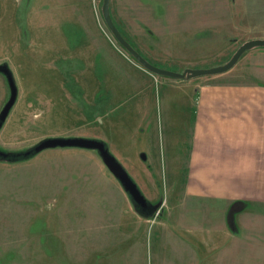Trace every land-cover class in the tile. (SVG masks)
Returning a JSON list of instances; mask_svg holds the SVG:
<instances>
[{"label": "rangeland", "instance_id": "374dc122", "mask_svg": "<svg viewBox=\"0 0 264 264\" xmlns=\"http://www.w3.org/2000/svg\"><path fill=\"white\" fill-rule=\"evenodd\" d=\"M101 5L102 0H0V65H7L16 87L0 127V264H104V259L116 264L117 235H150L147 217L141 216L150 208L134 201L97 150L54 146L19 160L6 153H29L51 138L102 141L143 196L152 185L155 205L175 201L176 155L167 134L171 123L180 126L181 114L166 110L162 76L143 68L117 42ZM256 5V0H110L109 9L142 56L180 70L223 64L243 42L264 36ZM67 48L80 51L65 54ZM116 58L150 73L153 85L128 104H110L116 85L104 76L85 95L81 90L65 96V89L74 88V72L93 60L110 72ZM108 76L116 82L115 74ZM10 96L8 75L0 71V112ZM139 98L143 102L136 105ZM103 100L96 113L95 101ZM160 210L157 206L154 218H162ZM242 260L264 264L261 257Z\"/></svg>", "mask_w": 264, "mask_h": 264}, {"label": "crops", "instance_id": "0c3cea01", "mask_svg": "<svg viewBox=\"0 0 264 264\" xmlns=\"http://www.w3.org/2000/svg\"><path fill=\"white\" fill-rule=\"evenodd\" d=\"M256 1L257 23L264 26V4ZM78 51L67 48L65 54ZM242 55L243 63L211 78L161 77L166 110L181 114L180 126L171 123L167 134L176 155L171 160L175 201L162 199L156 204L162 218H154L157 198L150 186L143 196L150 212L141 213L150 235H117L116 264H243L244 258H264V47ZM98 65L93 60L72 71L74 88L65 89V96L81 90L85 95L90 84L100 87L104 76L116 85L110 104H128L133 94L153 85L150 73L127 61L116 58L110 72ZM95 102L97 113L105 101Z\"/></svg>", "mask_w": 264, "mask_h": 264}, {"label": "water", "instance_id": "95a60500", "mask_svg": "<svg viewBox=\"0 0 264 264\" xmlns=\"http://www.w3.org/2000/svg\"><path fill=\"white\" fill-rule=\"evenodd\" d=\"M110 0H102L101 5V13L103 19L109 28L110 32L117 40V42L147 71L151 72L152 74L170 77L175 79H191L195 77L205 76V75H217L224 73L230 70L241 57V55L255 47H264V38H254L249 39L243 42L233 53L229 60L225 63L207 67V68H186L181 72L162 68L156 66L149 62L144 56H142L120 33L116 25L114 24L112 17L110 15L109 9ZM8 83L11 89V96L8 100L7 104L3 108L4 117H6L8 111L10 110L12 104L15 101L16 96V87L14 81L12 80L11 76H8ZM54 146H75L81 148H88L97 150L103 163L108 168V170L116 176V178L121 182L123 187L126 191L131 195L136 203H140L145 205V200L143 195L141 194L140 190L125 171L123 166L112 156L105 148L104 144L100 141L94 139H87V138H51L45 139L39 142L34 149L36 151H40L42 149Z\"/></svg>", "mask_w": 264, "mask_h": 264}, {"label": "trees", "instance_id": "16d2710c", "mask_svg": "<svg viewBox=\"0 0 264 264\" xmlns=\"http://www.w3.org/2000/svg\"><path fill=\"white\" fill-rule=\"evenodd\" d=\"M0 71H4L8 76H11V71L9 70V68L7 67V65H0ZM5 117H4V112L3 110L0 112V127L4 121ZM102 142V141H100ZM104 144V148L109 152L107 145L102 142ZM34 148L32 150H30L29 153H6L7 156L11 157L10 160H12V157H17V160L19 159H25L26 157H29L33 154ZM36 152V151H35ZM34 152V153H35ZM110 153V152H109ZM5 154V153H2ZM111 154V153H110ZM23 155V156H22ZM112 155V154H111ZM113 156V155H112ZM147 202V201H146ZM234 210V208L232 209Z\"/></svg>", "mask_w": 264, "mask_h": 264}, {"label": "flooded vegetation", "instance_id": "af4514ba", "mask_svg": "<svg viewBox=\"0 0 264 264\" xmlns=\"http://www.w3.org/2000/svg\"><path fill=\"white\" fill-rule=\"evenodd\" d=\"M140 204V203H139ZM140 206H143L142 204H140Z\"/></svg>", "mask_w": 264, "mask_h": 264}]
</instances>
